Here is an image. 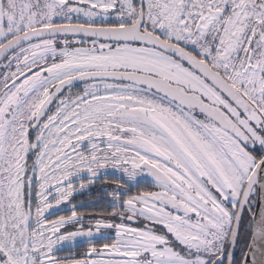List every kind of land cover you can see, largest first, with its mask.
Wrapping results in <instances>:
<instances>
[{"label":"snow or ice","instance_id":"1","mask_svg":"<svg viewBox=\"0 0 264 264\" xmlns=\"http://www.w3.org/2000/svg\"><path fill=\"white\" fill-rule=\"evenodd\" d=\"M0 264H264V0H0Z\"/></svg>","mask_w":264,"mask_h":264},{"label":"flooded vegetation","instance_id":"2","mask_svg":"<svg viewBox=\"0 0 264 264\" xmlns=\"http://www.w3.org/2000/svg\"><path fill=\"white\" fill-rule=\"evenodd\" d=\"M78 199L83 200V199H85V196H83V195L79 196Z\"/></svg>","mask_w":264,"mask_h":264}]
</instances>
